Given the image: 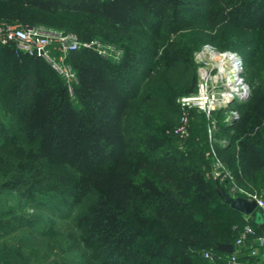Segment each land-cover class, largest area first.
Here are the masks:
<instances>
[{"label": "trees", "instance_id": "trees-1", "mask_svg": "<svg viewBox=\"0 0 264 264\" xmlns=\"http://www.w3.org/2000/svg\"><path fill=\"white\" fill-rule=\"evenodd\" d=\"M14 24L123 54L71 52L70 94L46 61L0 46V264H226L247 224L264 233L257 209L225 203L207 135L213 120L234 182L264 194V0H0V26ZM206 44L242 57L250 92L231 124L193 110L181 141L177 99ZM246 246L237 264H264Z\"/></svg>", "mask_w": 264, "mask_h": 264}, {"label": "built area", "instance_id": "built-area-1", "mask_svg": "<svg viewBox=\"0 0 264 264\" xmlns=\"http://www.w3.org/2000/svg\"><path fill=\"white\" fill-rule=\"evenodd\" d=\"M14 44L19 53L37 57L46 61L50 67L63 79L67 90L72 94L77 77L67 57L71 52L88 49L98 56L118 62L122 58V50L100 40L82 41L72 33L48 29L42 26L22 27L19 24L0 26V46ZM197 64V89L194 93L177 99L180 109L178 124L172 134L181 141L190 136V115L193 110L198 111L210 120L212 114L219 109H228L224 121L231 124L238 118L235 109H229L231 102L241 100L249 95L250 87L243 77L242 57L234 51H219L211 45H204L194 54ZM215 122L211 120L207 127V135L212 156V172L220 181H230L229 192L232 197H241L252 201L256 205L264 221V194H258L237 185L226 164L216 155L212 147ZM222 145L227 144L221 140ZM252 238L256 248L251 256L260 254L264 250V233L257 236L254 228L247 224L238 235L233 251L226 264H237L241 248ZM210 258L208 253L204 255ZM249 264V263H244Z\"/></svg>", "mask_w": 264, "mask_h": 264}, {"label": "water", "instance_id": "water-1", "mask_svg": "<svg viewBox=\"0 0 264 264\" xmlns=\"http://www.w3.org/2000/svg\"><path fill=\"white\" fill-rule=\"evenodd\" d=\"M219 192L221 193L226 204H228L232 209L237 210L245 216H251L256 210V205L252 201H248L247 199L241 197H232L230 194L226 193L222 188H219ZM256 221H258L264 228V221L259 213L257 214ZM223 250H226L227 252L231 253L233 251V246H224Z\"/></svg>", "mask_w": 264, "mask_h": 264}, {"label": "crops", "instance_id": "crops-1", "mask_svg": "<svg viewBox=\"0 0 264 264\" xmlns=\"http://www.w3.org/2000/svg\"><path fill=\"white\" fill-rule=\"evenodd\" d=\"M246 248H247V246L246 247H243V249L240 251V253H242V255H243V253H246ZM263 260H264V258H263ZM262 263H264V262H262Z\"/></svg>", "mask_w": 264, "mask_h": 264}]
</instances>
